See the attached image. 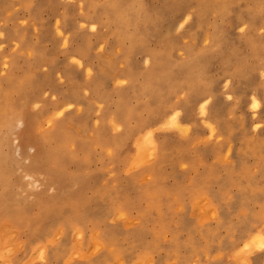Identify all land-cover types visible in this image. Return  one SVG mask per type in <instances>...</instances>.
Masks as SVG:
<instances>
[{
    "label": "rangeland",
    "instance_id": "obj_1",
    "mask_svg": "<svg viewBox=\"0 0 264 264\" xmlns=\"http://www.w3.org/2000/svg\"><path fill=\"white\" fill-rule=\"evenodd\" d=\"M152 262L264 264V0H0V264Z\"/></svg>",
    "mask_w": 264,
    "mask_h": 264
},
{
    "label": "bare ground",
    "instance_id": "obj_2",
    "mask_svg": "<svg viewBox=\"0 0 264 264\" xmlns=\"http://www.w3.org/2000/svg\"><path fill=\"white\" fill-rule=\"evenodd\" d=\"M120 12H118V15L120 16V14H119ZM183 14V12L182 13H180L179 14V16H181ZM120 18V17H119ZM131 16H129V17H122V18H120V19H117V20H119V22H118V24H121L122 26L123 25H125V24H128L130 21H131ZM124 30H122V29H119L118 31H117V33H116V36L118 35V37H121L123 34H124V32H123ZM131 38L132 39H134L133 38V36H131ZM254 103H255V106L258 104V102H257V100H255L254 101ZM29 132L27 133V132H24V137H26V139H29L30 137H31V135H30V130H28ZM35 154V153H34ZM34 157L36 158L37 157V154L36 155H34ZM211 192V191H210ZM215 192V191H214ZM212 193V192H211ZM215 196V195H214ZM213 196V197H214ZM217 196V195H216ZM216 196H215V198H216ZM212 200H213V198H211ZM216 201V200H215ZM220 207V206H219ZM222 210V209H221ZM225 213V212H224ZM187 222V221H186ZM133 230V229H132ZM130 232L132 233V231L130 230ZM156 259V258H155ZM153 261H156V260H153ZM153 263V262H152ZM155 263V262H154ZM153 263V264H154ZM78 264V263H77ZM162 264V263H161Z\"/></svg>",
    "mask_w": 264,
    "mask_h": 264
}]
</instances>
